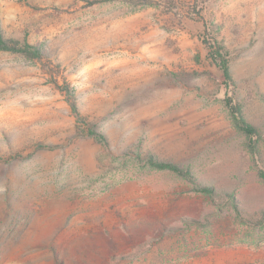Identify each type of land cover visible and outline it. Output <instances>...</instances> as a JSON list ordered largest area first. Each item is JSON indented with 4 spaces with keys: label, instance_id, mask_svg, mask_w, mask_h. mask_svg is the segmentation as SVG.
<instances>
[{
    "label": "rangeland",
    "instance_id": "obj_1",
    "mask_svg": "<svg viewBox=\"0 0 264 264\" xmlns=\"http://www.w3.org/2000/svg\"><path fill=\"white\" fill-rule=\"evenodd\" d=\"M174 1L0 0V264H264V0Z\"/></svg>",
    "mask_w": 264,
    "mask_h": 264
},
{
    "label": "trees",
    "instance_id": "obj_2",
    "mask_svg": "<svg viewBox=\"0 0 264 264\" xmlns=\"http://www.w3.org/2000/svg\"><path fill=\"white\" fill-rule=\"evenodd\" d=\"M125 1L137 6L157 5L167 10L175 9L176 8L175 6H177L175 5L174 0H158V1L157 0H125ZM204 43L206 44L207 46L206 48L208 50V55H207L208 60H210L211 63L214 64L221 71L224 81L227 83L230 82L232 80V77H231V71L228 60L229 58L228 50L221 42L218 41H215V44H211L210 42H206V40H204ZM31 49L32 48L28 44L23 45L20 44L19 42L7 39L4 36L2 29L0 27V51H6L15 54H23L28 57L38 58L40 55L39 51L34 50L32 52ZM226 104H227V108L230 111L231 117L233 119L236 128L246 136H253L255 134L254 128L251 127L249 124H247V122L242 118L241 112L238 109V107L232 104L230 102V99H227ZM72 111L77 117H79L78 111L74 104H72ZM89 135L96 136L101 141L103 140V137L101 135L95 134L94 132H90ZM148 166L156 171H168L171 173H175L185 178L188 181L192 180V174L189 170L182 169L171 162L159 161L154 157H149ZM259 177L264 182V171L259 172ZM199 191L208 196H213L214 194V190L208 187H203L199 189Z\"/></svg>",
    "mask_w": 264,
    "mask_h": 264
}]
</instances>
